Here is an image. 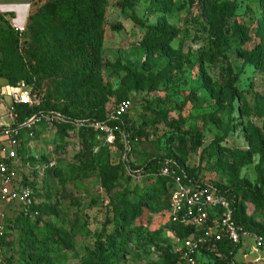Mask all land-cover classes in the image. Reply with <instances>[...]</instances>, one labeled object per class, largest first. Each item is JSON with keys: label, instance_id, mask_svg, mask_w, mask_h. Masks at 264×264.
<instances>
[{"label": "rangeland", "instance_id": "1", "mask_svg": "<svg viewBox=\"0 0 264 264\" xmlns=\"http://www.w3.org/2000/svg\"><path fill=\"white\" fill-rule=\"evenodd\" d=\"M73 1L36 0L33 9ZM151 1L106 0L94 49L61 38L55 19L25 24L18 42L35 56L37 73L28 82L41 109L104 121L119 102L128 105L110 143L90 127L70 125L41 126L24 139L16 176L30 188L31 207L0 208L8 219L3 254L15 264H84L89 251L107 252L122 238L127 246L113 264H189L182 257L189 250L195 264H264L262 251L199 249L191 232L181 237L168 229L169 186L150 174L153 168L128 171L166 157L200 184L245 180L264 196V69L253 60L264 41L260 4L165 0L171 4L159 11ZM138 20L171 37L149 39ZM85 65L87 77L79 74ZM10 103L0 98V124L10 122ZM239 202L243 221L264 230V202L243 191Z\"/></svg>", "mask_w": 264, "mask_h": 264}, {"label": "built area", "instance_id": "2", "mask_svg": "<svg viewBox=\"0 0 264 264\" xmlns=\"http://www.w3.org/2000/svg\"><path fill=\"white\" fill-rule=\"evenodd\" d=\"M10 28L19 36L24 33L25 25L9 21ZM6 90L12 101L7 115L10 123L0 126V208L4 205L16 204L21 207L22 213L28 212L31 207V192L16 176V170L21 165L19 149L22 146L21 133L24 131L30 139L34 136V129L40 124L46 126L70 125L74 127H90L98 134L106 136L110 143L114 140L117 126L108 121H118L119 116L125 113L127 102L121 101L116 105V112L107 121H86L79 118H71L54 110H39L31 116L19 120L15 104L23 106H36L35 95L32 86L24 81L15 86L6 85L0 88V95ZM130 147L124 145V153L127 154ZM129 168V167H128ZM129 172L135 173L139 170ZM141 171V170H140ZM150 174L154 177H162L167 180L170 187L168 200V218L171 224L188 228L190 236L194 238L195 247L207 248L222 243L241 245L243 248H252V254H259L264 249L263 237L243 229L233 220V212L227 198L219 192L214 185L200 184L188 176L175 161L166 160ZM5 209H0V264H8L3 258L1 241L4 237ZM264 252V251H262ZM192 251L186 252L182 257L188 258L189 264H195ZM255 263L260 261L258 255L253 259Z\"/></svg>", "mask_w": 264, "mask_h": 264}, {"label": "trees", "instance_id": "3", "mask_svg": "<svg viewBox=\"0 0 264 264\" xmlns=\"http://www.w3.org/2000/svg\"><path fill=\"white\" fill-rule=\"evenodd\" d=\"M38 1V0H37ZM260 4V8L262 9V16L259 18V22H262V18L264 16V0H257ZM36 2V0L32 1L29 15H28V21L30 23L37 24L38 22H44L46 19H49L51 21L52 19L57 20V22L61 23L62 29L59 33L61 38L64 40H76L82 44H89L93 45L92 49L96 45H99V38L97 36V32L101 26V21L107 6L106 0H76L71 2L70 4H67L69 6H66L65 4L59 5L58 3H54L53 10L52 11H46V9L43 8V6H38L35 9H33V4ZM171 3H167L165 0L162 2L156 3L155 0H152L150 2V7L154 10L159 11H165L166 6L170 5ZM0 21L5 22L9 25V19L6 16V14L0 13ZM0 22V23H1ZM142 28H147L148 33L147 37L149 39L159 40V41H165L169 37H171L163 28H155V27H148L146 24L142 23V21L138 20V22ZM8 28V27H7ZM59 29V27H57ZM25 34L22 33L20 36L15 33L11 28L5 29L0 25V78L6 81V85L8 86H15L18 82L24 81L28 85H30L31 77L34 73H37V62L35 60L34 54L28 50L25 49V44L20 47L19 39L20 37ZM171 34V33H170ZM94 41V43H93ZM95 42H98L95 44ZM24 47V48H23ZM94 56V52L92 50L88 51V60H91ZM253 60L256 65V67L264 69V41L259 44V46L254 50L253 52ZM90 73V69L87 65L83 66L79 72V74H83V77H87ZM32 86V85H31ZM16 112L18 113L19 120H23L24 118H27L31 116L32 114L38 112L41 109L38 105L28 107L23 106L21 104H15ZM53 110V109H51ZM49 111V110H47ZM56 111V110H54ZM125 115V114H124ZM74 118V117H71ZM107 121V120H106ZM111 124H114V126H121L122 122L120 120L118 121H108ZM41 126H46L43 124H40L37 128H35L33 131L34 133L38 128ZM53 126V125H52ZM55 126H68V125H55ZM48 127V126H47ZM21 136L27 140V134L23 131L21 133ZM25 144V142H24ZM22 146L19 149V155L21 156L22 153ZM166 160H173L175 161L185 172L190 176L191 178L195 179L191 173H189V170L185 165H183L180 161L166 158V157H159L152 160L144 161L141 166H129L131 171L135 170H141L140 172L145 174L150 171L151 168L154 169V171L161 167ZM159 183L163 186H167V180L162 177H155ZM198 181V180H196ZM21 182L23 184H26V181L24 178H22ZM221 194H223L227 200L230 203V207L233 212V220L234 222L241 226L243 229L248 230L250 232H254L261 237H263L264 242V230L256 229L251 226H248L242 219L243 217V207L242 204L239 202V192L243 191L244 193L250 194L252 198H254L257 201L264 202V196L258 192L256 189H252L249 186L246 185L245 180H233L230 185H214ZM164 187V188H165ZM168 200L170 196V187H168ZM156 189V188H154ZM157 192V190H156ZM154 192L153 194H155ZM8 219L7 216L4 220V234L6 230V223ZM170 224V228L174 230L175 228H178V231L176 232L177 235L181 237H186L190 230L185 227H181L179 225ZM137 242H140V237H136ZM127 238H122L112 249L108 250L107 252H104L102 250L96 251L95 249L92 251H89L88 255L86 257L87 260L84 261V264H113L115 260L118 258V256L122 253L123 249L127 246L125 243H127ZM122 242L124 245H122ZM3 243H5L2 239L1 245L3 246ZM220 245H223L226 249H236L239 247V245H232L230 243H222ZM264 250V249H263ZM262 250V251H263ZM3 260L8 264H15L10 257H6L4 254H2ZM174 262L175 260L179 259L178 255H174L170 258Z\"/></svg>", "mask_w": 264, "mask_h": 264}, {"label": "crops", "instance_id": "4", "mask_svg": "<svg viewBox=\"0 0 264 264\" xmlns=\"http://www.w3.org/2000/svg\"><path fill=\"white\" fill-rule=\"evenodd\" d=\"M32 1L33 0H0V13L6 14L9 21L11 22L25 25L28 21V15H29ZM5 86L6 85H0V88H3ZM6 90L5 92L3 91V95H0V98H3L6 96V97H9L10 100L12 101V96L6 93ZM9 123L10 122H8L7 124ZM7 124L1 123L0 126L7 125ZM22 139H23L22 143L25 142L23 137Z\"/></svg>", "mask_w": 264, "mask_h": 264}, {"label": "bare ground", "instance_id": "5", "mask_svg": "<svg viewBox=\"0 0 264 264\" xmlns=\"http://www.w3.org/2000/svg\"><path fill=\"white\" fill-rule=\"evenodd\" d=\"M4 91V90H3Z\"/></svg>", "mask_w": 264, "mask_h": 264}]
</instances>
